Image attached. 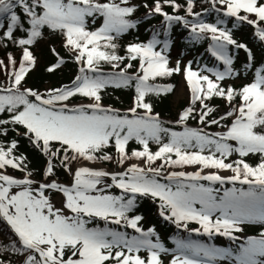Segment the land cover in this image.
<instances>
[{
  "label": "snow or ice",
  "instance_id": "6c2138e0",
  "mask_svg": "<svg viewBox=\"0 0 264 264\" xmlns=\"http://www.w3.org/2000/svg\"><path fill=\"white\" fill-rule=\"evenodd\" d=\"M197 3L0 0V49L20 51L19 59L0 58V264H165V257L168 264H264V231L244 235L250 225L264 228V62L257 66L252 48L233 34L251 26L264 44V0H207L203 11ZM211 13L214 22L204 19ZM157 16L150 38L137 37L121 54V38ZM175 26L188 45L207 41L205 53L223 69L202 58L173 64ZM49 37L78 71L41 91L27 78L38 65L34 47ZM239 50L246 62L237 68ZM49 51L55 60L46 71L54 73L66 60L54 45ZM177 75L189 103L164 120L153 98L174 94L168 81ZM238 80L245 82L226 83ZM110 89L132 90L131 106L105 104ZM214 99L225 102L219 113ZM132 142L140 147L130 150ZM29 149L43 158L42 169L29 167ZM102 162L115 167L95 166ZM143 198L178 230L175 247L155 226L145 228L137 214Z\"/></svg>",
  "mask_w": 264,
  "mask_h": 264
},
{
  "label": "trees",
  "instance_id": "16d2710c",
  "mask_svg": "<svg viewBox=\"0 0 264 264\" xmlns=\"http://www.w3.org/2000/svg\"><path fill=\"white\" fill-rule=\"evenodd\" d=\"M144 0H133V3L142 4ZM150 3V0H148ZM179 2L183 3L184 0H179ZM210 7L207 3V0H198L196 11H203L204 8ZM171 11V9H167ZM145 9L141 7L138 12L135 14L137 18L142 17L144 15ZM183 14V11H181ZM215 13H211L204 17L205 20L209 22H214L215 20ZM161 18L159 16L153 17L150 21L142 23L138 30L132 31L129 34H126L124 37L121 38V49L120 53L124 54V47L129 42H133L139 37V40L145 41L150 38V29L152 25H159ZM231 27V24H229ZM174 35L178 37L175 47L171 52L172 63H175L177 58L182 59L184 62L187 60H196L201 59V63H206L210 67L216 66L217 62L214 61V58H211L208 54L205 53V48L207 47V41L199 43V44H192L188 45L185 43V37H187V32L180 26L174 27ZM253 28L251 26L242 25L240 28L234 31V38L237 39L239 42L246 43L254 53L256 54V61L257 66L259 63L264 62V44H262L253 34ZM50 44L54 45L57 51L63 56L66 60V63L61 67V69L57 70L54 73H48L46 71L47 66H49L52 62H54L55 57L49 51ZM34 53L38 58V65L37 67L29 74L27 78V86L35 87L39 90L43 91L50 87H59L62 84L70 83L74 76L77 74L78 68L75 62L70 58V54L62 47L61 42L59 39L53 40L49 37L46 41H41L34 47ZM8 52L13 53L17 59L20 57V51L13 45H9L7 48L0 49V58H5ZM236 56L235 66L237 68L241 67L243 63L246 62V53L243 50H239L238 52L234 53ZM196 65L194 64V67ZM104 71H111L110 67L105 65ZM181 76L177 75L172 78L168 82L173 83L176 88L175 91L180 83ZM0 82H3V77L0 76ZM243 82L242 80L236 81H229L228 83H234L235 86L239 87ZM227 83V82H226ZM175 94V92H174ZM174 94H169L166 97L160 98H153V103L155 107V111L161 114L162 119L164 120H175L177 119L178 112L186 107L189 103V99H184L183 101L178 102L175 104L173 101ZM133 98V91L130 89H110L108 94L104 97V103L110 104L113 107L120 108L121 110L127 109L131 106ZM74 102H79L78 100H74ZM214 105L218 106V113L220 110L225 108V102L222 99H214L212 102ZM192 126L196 125L195 121L191 122ZM213 128L209 129L214 130ZM176 130H182L179 126H176ZM140 146L137 145L135 142L130 143L129 149H138ZM153 151L156 150V145H151ZM114 151V150H113ZM29 160L31 161L29 167L35 168L40 170L43 168V158L37 157L36 155L32 154L31 149L28 151ZM136 162L135 160L129 161L128 164ZM140 162V161H138ZM250 163L255 164L257 162V157H251L249 159ZM159 163V162H157ZM98 165H104L108 168L115 167L114 164L108 162H102ZM192 168H187L185 170H191ZM19 175V173H16ZM64 175H61V179H65ZM39 179V177H37ZM114 194H119V189L113 188L111 190ZM140 206L138 209L137 214H142L145 217L144 226L145 228L149 226H155L157 231L160 233L162 239L166 243V246L175 247L172 243V236L176 234L178 231L175 229L174 225H171L165 221H163L158 216L156 204H154L150 198H143L140 200ZM190 227H197V225H190ZM131 231V230H129ZM260 231H264V228H261L259 225H250L246 228L244 234H255L258 235ZM183 236H187L188 233H181ZM2 238V237H0ZM193 239L200 240L202 242H209L207 238L204 236H198L196 234H192ZM229 241L222 237L215 238V244L220 247H226L229 245ZM168 259L170 257H165V264H168Z\"/></svg>",
  "mask_w": 264,
  "mask_h": 264
},
{
  "label": "rangeland",
  "instance_id": "374dc122",
  "mask_svg": "<svg viewBox=\"0 0 264 264\" xmlns=\"http://www.w3.org/2000/svg\"><path fill=\"white\" fill-rule=\"evenodd\" d=\"M220 68H222V65H220ZM239 81V80H238ZM238 81H236V82H238ZM229 81H227V83H228ZM179 90H180V93H179ZM184 99H189L188 98V94H187V90H186V87H185V85H184V82H183V80H182V78H181V80H180V83H179V85H178V87H177V89H176V91H175V94H174V96H173V101H174V103L175 104H178V102H180V101H183ZM96 167H102V168H105L106 170H109V171H111V170H113V168H110V169H107L105 166H103V165H95ZM222 174H228V173H222ZM55 202H56V204H57V206H60V203H59V197H57L56 199H55Z\"/></svg>",
  "mask_w": 264,
  "mask_h": 264
},
{
  "label": "bare ground",
  "instance_id": "6f19581e",
  "mask_svg": "<svg viewBox=\"0 0 264 264\" xmlns=\"http://www.w3.org/2000/svg\"><path fill=\"white\" fill-rule=\"evenodd\" d=\"M179 93H180V90H179Z\"/></svg>",
  "mask_w": 264,
  "mask_h": 264
}]
</instances>
